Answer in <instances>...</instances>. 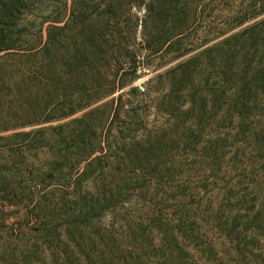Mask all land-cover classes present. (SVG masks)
<instances>
[{"label": "rangeland", "instance_id": "374dc122", "mask_svg": "<svg viewBox=\"0 0 264 264\" xmlns=\"http://www.w3.org/2000/svg\"><path fill=\"white\" fill-rule=\"evenodd\" d=\"M0 264H264V0H0Z\"/></svg>", "mask_w": 264, "mask_h": 264}]
</instances>
